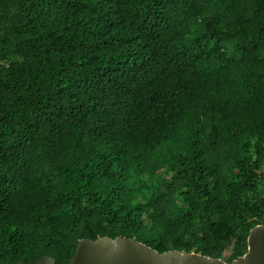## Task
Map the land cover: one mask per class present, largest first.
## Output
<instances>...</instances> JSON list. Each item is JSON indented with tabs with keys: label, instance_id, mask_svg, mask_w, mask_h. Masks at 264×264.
I'll return each mask as SVG.
<instances>
[{
	"label": "trees",
	"instance_id": "trees-1",
	"mask_svg": "<svg viewBox=\"0 0 264 264\" xmlns=\"http://www.w3.org/2000/svg\"><path fill=\"white\" fill-rule=\"evenodd\" d=\"M262 223L264 0H0V264Z\"/></svg>",
	"mask_w": 264,
	"mask_h": 264
},
{
	"label": "water",
	"instance_id": "water-1",
	"mask_svg": "<svg viewBox=\"0 0 264 264\" xmlns=\"http://www.w3.org/2000/svg\"><path fill=\"white\" fill-rule=\"evenodd\" d=\"M13 264H56L55 259L43 255L31 261ZM68 264H264V223L249 230L247 251L226 262L222 258L177 249L159 252L131 237L81 238Z\"/></svg>",
	"mask_w": 264,
	"mask_h": 264
},
{
	"label": "rangeland",
	"instance_id": "rangeland-1",
	"mask_svg": "<svg viewBox=\"0 0 264 264\" xmlns=\"http://www.w3.org/2000/svg\"><path fill=\"white\" fill-rule=\"evenodd\" d=\"M228 254H229V249H227V250L224 252L223 259H224L225 257H227V256H228Z\"/></svg>",
	"mask_w": 264,
	"mask_h": 264
}]
</instances>
